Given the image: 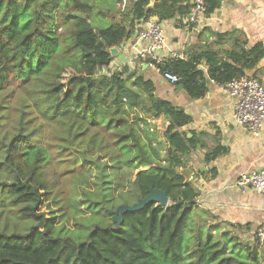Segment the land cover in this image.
<instances>
[{"label":"trees","instance_id":"1","mask_svg":"<svg viewBox=\"0 0 264 264\" xmlns=\"http://www.w3.org/2000/svg\"><path fill=\"white\" fill-rule=\"evenodd\" d=\"M123 2L0 0V264H264L258 233L244 238L248 226L199 205L201 193L185 171L204 145L181 131L192 117L158 97L135 67H113L111 50L141 23L185 18L190 0H130L114 19ZM219 7L210 0L207 13ZM245 46L238 41L221 54L206 45L157 68L201 100L208 78L226 86L256 68L264 49ZM151 119L167 123L164 139ZM43 121L53 127L49 139ZM220 154L207 151L205 162ZM126 170L136 173L128 191ZM152 189L169 204L115 221L118 202L132 206ZM96 208L109 223L91 217ZM69 217L82 227L75 235L62 224Z\"/></svg>","mask_w":264,"mask_h":264},{"label":"crops","instance_id":"2","mask_svg":"<svg viewBox=\"0 0 264 264\" xmlns=\"http://www.w3.org/2000/svg\"><path fill=\"white\" fill-rule=\"evenodd\" d=\"M130 0L117 5L121 20L130 8ZM155 4V1L151 6ZM191 4V3H190ZM129 7V8H128ZM116 11V12H117ZM128 12V11H127ZM184 19L177 18L163 22L168 44L187 57L188 51L209 45L215 52L233 51L238 41L246 43L245 48L262 46L264 49V0H220V7L208 14L200 26H188ZM225 35L224 39L217 36ZM141 44L137 33L119 49L113 67L129 65L153 81L156 95L183 109L193 119L181 131L191 137L194 133L204 149L191 155L185 171L189 180L194 181L201 195L199 205L223 221L249 227L244 238H254L264 226V195L256 191L241 192L237 180L242 173L260 171L264 167V131L259 138L233 119L234 101L226 88L208 78V93L201 100H192L184 90L166 82L162 75H156L155 68L144 63L134 65ZM207 74V66L200 67ZM246 76L264 83V56L256 68L246 71ZM163 119H161L162 121ZM164 121V120H163ZM166 123V122H165ZM167 125V123H166ZM220 150L218 158L205 162L207 151Z\"/></svg>","mask_w":264,"mask_h":264},{"label":"built area","instance_id":"3","mask_svg":"<svg viewBox=\"0 0 264 264\" xmlns=\"http://www.w3.org/2000/svg\"><path fill=\"white\" fill-rule=\"evenodd\" d=\"M209 1L190 0L191 10L189 15L183 18L184 23L189 27L202 25L207 16ZM139 28L137 36L141 48L136 58L140 61L139 64L144 63L160 73L158 65H163L168 60L186 58L168 44L163 22L151 18L141 23ZM161 75L173 86L179 82V78L170 72ZM222 87L226 88L228 95L234 101V121L248 129L254 137L259 138L264 131V83L245 76ZM237 186L243 193L253 190L264 195V167L260 171L242 173L237 180ZM258 237L264 242V226L258 232Z\"/></svg>","mask_w":264,"mask_h":264},{"label":"rangeland","instance_id":"4","mask_svg":"<svg viewBox=\"0 0 264 264\" xmlns=\"http://www.w3.org/2000/svg\"><path fill=\"white\" fill-rule=\"evenodd\" d=\"M117 10L113 9V12L116 13ZM156 75L160 76V74L158 73V71L156 72ZM133 119V117H131ZM44 126H43V129H45V131L47 132L46 134V137L47 139L50 138V136H48L50 130L53 129L52 126L48 125L46 122H44ZM150 123H152V129L154 130V134H156V136L159 138V139H164V131L166 129V123L165 121H161V120H150ZM104 160H102V164L106 163V162H103ZM64 169H61V171H63ZM55 175V174H54ZM63 178L61 179V184H64L62 185L63 187L65 188H68L69 187V182L65 180V176H62ZM123 177L125 178V181H126V190L125 191H128L130 189V185L128 183V180H134L135 177H136V173L132 170H126L124 173H123ZM76 182H73L72 181V184H74ZM93 182L91 181V185ZM64 188V189H65ZM120 192H116V195H118ZM80 195H82V191L80 192ZM81 201H82V198H81ZM119 204V205H118ZM123 205V204H122ZM121 206V204L118 202L116 204V211L114 212V215L115 213L117 212L118 208ZM56 207V206H55ZM57 208V207H56ZM84 209V208H83ZM95 213L96 214H91V217H95L97 220H99V222H102V224H105V223H109L110 222V218L108 217V215L106 214L107 211L105 209H103L102 211H104V213H100L99 211V208H96L94 209ZM89 212H92V211H86L85 214L89 215ZM77 218L79 221H83L84 219L77 215ZM90 218V217H89ZM88 218V219H89ZM63 225H65V228L70 231L72 233V235H75L76 231L79 230V228H82L81 225H79L74 217H69L68 219H65L63 222H62ZM85 230H86V227H84ZM86 232V231H85ZM85 234V233H83Z\"/></svg>","mask_w":264,"mask_h":264},{"label":"water","instance_id":"5","mask_svg":"<svg viewBox=\"0 0 264 264\" xmlns=\"http://www.w3.org/2000/svg\"><path fill=\"white\" fill-rule=\"evenodd\" d=\"M155 0H151V4L154 3ZM112 57H117L119 55V49L115 48L111 50ZM181 90H183V86H177L176 92L179 93ZM158 204L161 207H165L169 204V198L165 195V193L159 189H152L149 193V195L138 201V203L130 206V205H121L117 212L115 213V221L120 220V216L122 213L125 212H136L144 209L149 204Z\"/></svg>","mask_w":264,"mask_h":264}]
</instances>
